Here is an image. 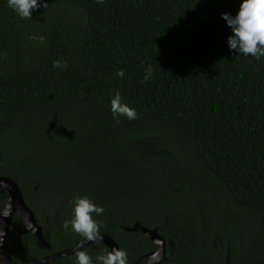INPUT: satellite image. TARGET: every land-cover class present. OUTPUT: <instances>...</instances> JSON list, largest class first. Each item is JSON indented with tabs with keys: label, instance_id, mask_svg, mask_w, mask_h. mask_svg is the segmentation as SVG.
I'll return each instance as SVG.
<instances>
[{
	"label": "trees",
	"instance_id": "obj_1",
	"mask_svg": "<svg viewBox=\"0 0 264 264\" xmlns=\"http://www.w3.org/2000/svg\"><path fill=\"white\" fill-rule=\"evenodd\" d=\"M45 2L21 19L0 0V177L50 246L15 213L13 261L86 240L62 225L87 196L128 264L156 250L135 224L165 240L162 264H264V58H235L221 18L241 0ZM116 91L137 119H113ZM105 248L82 251L96 264Z\"/></svg>",
	"mask_w": 264,
	"mask_h": 264
},
{
	"label": "clouds",
	"instance_id": "obj_2",
	"mask_svg": "<svg viewBox=\"0 0 264 264\" xmlns=\"http://www.w3.org/2000/svg\"><path fill=\"white\" fill-rule=\"evenodd\" d=\"M103 3V0H97ZM6 6L21 19H31L32 13L39 8H48L45 0H6ZM231 30L227 39L229 51L235 58L253 57L257 60L264 58V0H241L235 16L228 13L221 17ZM54 67L67 68L66 62H54ZM123 78L124 72L116 73ZM110 111L114 120L119 121L121 116L129 121L137 119L135 108L123 102L122 95L116 91L110 99ZM71 219L63 222V229L84 237L87 241L95 243L102 241L100 236V222L93 217L101 216L105 209L96 205L87 196L74 197L71 201ZM76 264H93L92 258L85 251H76ZM96 264H128L127 253L112 248L104 249L103 254L96 257Z\"/></svg>",
	"mask_w": 264,
	"mask_h": 264
},
{
	"label": "water",
	"instance_id": "obj_3",
	"mask_svg": "<svg viewBox=\"0 0 264 264\" xmlns=\"http://www.w3.org/2000/svg\"><path fill=\"white\" fill-rule=\"evenodd\" d=\"M0 189H3L8 194V198L2 208L0 209V264H17L11 258L7 238L9 232V226L12 220L13 215L16 213L19 217V220L23 224L25 230L33 237L36 245L44 251H49L50 246L45 240L43 235L42 227L37 223V220L24 201L22 192L19 186L10 178L0 177ZM128 231L139 232L142 235L146 236L156 247L154 252L149 253L146 256L145 264H162L166 258V242L158 234L156 230H149L138 224L128 228ZM103 239L96 241L95 243L89 242L87 240L82 241L75 247L65 249L63 251L48 255L41 258L34 264H50L58 259L66 258L71 255H75L76 251H82L85 247L101 243L105 245L109 250L112 248H118L115 241L106 236L100 235Z\"/></svg>",
	"mask_w": 264,
	"mask_h": 264
}]
</instances>
